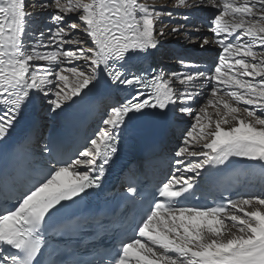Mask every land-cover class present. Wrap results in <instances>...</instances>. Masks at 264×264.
Returning a JSON list of instances; mask_svg holds the SVG:
<instances>
[{
  "label": "snow or ice",
  "instance_id": "6c2138e0",
  "mask_svg": "<svg viewBox=\"0 0 264 264\" xmlns=\"http://www.w3.org/2000/svg\"><path fill=\"white\" fill-rule=\"evenodd\" d=\"M202 10L212 13L207 35L196 18ZM174 16L182 21L165 22ZM180 33L220 54L201 69L186 54L171 53L188 71L158 70L162 38ZM98 86L126 95L78 158L0 197V264H54L45 261L48 221L63 202L101 187L120 134L137 114L159 120L172 113L194 116L176 156L202 159L176 161L192 175L163 182V200L149 205L134 235L101 264H264V194L206 207L183 203L208 170L233 157L258 163L264 173V0H172L170 9L155 0H0V141L29 106L56 112ZM203 95L206 104L194 112Z\"/></svg>",
  "mask_w": 264,
  "mask_h": 264
},
{
  "label": "bare ground",
  "instance_id": "6f19581e",
  "mask_svg": "<svg viewBox=\"0 0 264 264\" xmlns=\"http://www.w3.org/2000/svg\"><path fill=\"white\" fill-rule=\"evenodd\" d=\"M155 1H158V0H155ZM149 2H152V0H149ZM158 3H159V5H167L168 8L170 9L172 0H162L161 2H158ZM211 14L212 13L209 10H202V11H200V12H198L196 14V18H197V16H202V17H204L206 19ZM197 20L201 24H203L199 19H197ZM177 21H182V17L174 16L172 21H168L167 18H165V22L166 23L173 24V23H176ZM203 25L204 26L201 28L200 34L207 35L208 34L207 27H206L205 24H203ZM190 30L192 31V29H190ZM184 35H185L184 33L168 34L164 38H162V42L164 44V49H162V53L163 54L160 55V58H158V60H159V62L161 64V66L163 67V71L165 73H169L171 71H174V70H170V69H168L166 67L167 63L170 64V63L178 62L177 59H176V56L175 55H171V53H184V54L188 55L189 53L200 52V51H197V50H200V49L195 48L196 45L194 44V41L198 38V36H193V38H192L193 39V43H189L187 36L185 37ZM181 37H184V38L181 39ZM176 43H178V44H180L182 46V48H180V50H178L176 48L178 46V44H176ZM183 48H188L189 49L187 51L188 54L186 52H182L184 50ZM209 50L212 51V54H214L213 56L216 55L214 57V59L216 60L217 56L220 54V51H218L217 47H213V48H211ZM209 50H207V51H209ZM194 61L197 63L198 67L202 66L196 60H194ZM184 71H188V69H184L183 68L182 72H184ZM69 102L63 107L62 110H57L56 112L49 111L46 104L45 105H41L40 104V108L41 109H40L39 117L43 120L46 128H50V127L54 126V124L52 123V119L54 117H57L67 107ZM203 106H204V104H203ZM192 107H193V109L196 108V107H194V105H192ZM208 111H209V113H213L214 110L211 109V107H209ZM188 117L189 116L186 115V114L172 113V118L174 120L182 122L184 124V130H185L184 132H186V130H187L185 124H186V121H187ZM183 134H180V131L176 127H172V129H171L172 139L175 140V143H178V145H175L173 147V149H172L175 154H176V151L178 150V148L180 146H182ZM190 150L199 151L200 148H199V146L193 145ZM191 159L193 160V162H197L198 160L202 159V157H187L185 160H191Z\"/></svg>",
  "mask_w": 264,
  "mask_h": 264
},
{
  "label": "rangeland",
  "instance_id": "374dc122",
  "mask_svg": "<svg viewBox=\"0 0 264 264\" xmlns=\"http://www.w3.org/2000/svg\"><path fill=\"white\" fill-rule=\"evenodd\" d=\"M162 0H158V1H155L156 3H157V5L158 6H160L159 5V3L158 2H161ZM191 31V30H190ZM185 37H186V35H184ZM184 37H181V39H183ZM176 44H178V43H176ZM195 44V43H194ZM178 50H180V48H182V46L180 45V44H178V46L176 47ZM195 48H197V47H195ZM184 50L182 51V52H186L187 53V51L189 50L188 48H183ZM197 51H200L201 52V54H205V53H207V52H212L211 50H209V51H204V50H197ZM188 54V53H187ZM158 58H160V55H158ZM174 65V66H173ZM180 64L178 63V62H175V63H170V64H166V67L168 68V69H170V70H174V71H179V72H182V70H183V68L181 67V66H179ZM176 67V68H175ZM204 98V99H203ZM207 96L206 95H203V96H200L199 97V100H198V102L197 103H194L193 105H194V107H196L195 109H194V112L196 111V110H198V108L199 107H202L203 106V104L205 105L206 104V101H207ZM212 109V108H211ZM194 116H189L188 117V119H187V121H186V124H185V126H186V129L188 130L189 128H190V126L194 123V118H193ZM193 120V121H192Z\"/></svg>",
  "mask_w": 264,
  "mask_h": 264
}]
</instances>
